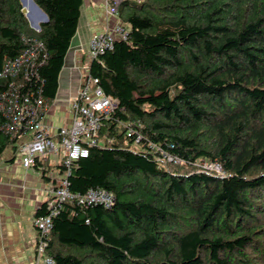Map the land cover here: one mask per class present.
I'll list each match as a JSON object with an SVG mask.
<instances>
[{
  "label": "trees",
  "instance_id": "obj_1",
  "mask_svg": "<svg viewBox=\"0 0 264 264\" xmlns=\"http://www.w3.org/2000/svg\"><path fill=\"white\" fill-rule=\"evenodd\" d=\"M143 1L119 6L128 40L91 64L120 109L103 123V147L90 148L68 177L72 193L104 189L115 205L64 203L46 256L54 264H264V0ZM34 2L48 18L39 33L20 0H0V68L41 42L45 57L25 84L49 107L83 0ZM118 121L144 141L134 145ZM7 125L0 113V157L17 151ZM148 143L183 163L156 161ZM204 161L226 175L202 171ZM45 214L43 204L34 217Z\"/></svg>",
  "mask_w": 264,
  "mask_h": 264
},
{
  "label": "built area",
  "instance_id": "obj_2",
  "mask_svg": "<svg viewBox=\"0 0 264 264\" xmlns=\"http://www.w3.org/2000/svg\"><path fill=\"white\" fill-rule=\"evenodd\" d=\"M143 0H105L104 11L114 23L103 34H92L88 48L81 54L75 71L78 75V87L69 92L68 108L64 118H58L57 124L48 122V116L55 117L46 106L42 91H26V81H30L36 62L45 57L44 47L38 40L29 45L16 58L6 61L0 68V81H9L7 90L0 91V113L8 119L7 131L20 137L29 135L28 140L17 144L16 157L26 169L34 171L36 163L51 158L57 170L38 166L41 178L47 179L46 214L34 217L32 221L36 233V244L31 264H54L46 256L47 240L53 229V219L61 213L64 203L70 202L78 207H102L111 209L115 205V196L104 189H89L84 193H72L69 190L68 177L76 168L80 159L88 157L89 149L100 145V133L103 123L120 109L115 97L106 95L99 79L90 75L91 64L112 51L114 44L128 40L129 27L120 21L118 10L124 2L140 3ZM54 102V101H53ZM53 104V103H52ZM125 129V136L134 145L144 141L140 130L129 123L117 122ZM160 163L182 164L179 158L162 150V147L148 143ZM18 155V156H17ZM198 167L204 172H212L219 177L226 174L217 162L204 161Z\"/></svg>",
  "mask_w": 264,
  "mask_h": 264
},
{
  "label": "crops",
  "instance_id": "obj_3",
  "mask_svg": "<svg viewBox=\"0 0 264 264\" xmlns=\"http://www.w3.org/2000/svg\"><path fill=\"white\" fill-rule=\"evenodd\" d=\"M104 4L105 0H83L76 34L65 58V63L73 65L66 68L65 64L60 74L56 105L49 108L55 115L54 122L47 118L48 122L56 125L58 118H64L59 115L66 113L68 103L61 99L78 87L74 66L87 50L91 35L103 34L114 23ZM57 106L62 107L54 112ZM15 153L11 146L0 157V264H31L36 244L32 221L35 211L46 202L47 186L39 172L19 163Z\"/></svg>",
  "mask_w": 264,
  "mask_h": 264
},
{
  "label": "water",
  "instance_id": "obj_4",
  "mask_svg": "<svg viewBox=\"0 0 264 264\" xmlns=\"http://www.w3.org/2000/svg\"><path fill=\"white\" fill-rule=\"evenodd\" d=\"M20 2L22 11L30 27L35 31H40L41 25L48 22L47 16L35 4L34 0H20Z\"/></svg>",
  "mask_w": 264,
  "mask_h": 264
},
{
  "label": "rangeland",
  "instance_id": "obj_5",
  "mask_svg": "<svg viewBox=\"0 0 264 264\" xmlns=\"http://www.w3.org/2000/svg\"><path fill=\"white\" fill-rule=\"evenodd\" d=\"M144 2V1H143ZM142 2V3H143ZM141 5V4H140ZM66 68H69V67H71L72 65H73V63L71 62V65H70V62L69 61H66ZM63 79H64V77H63ZM68 98H69V93H68V95L67 96H65L64 98H62L61 100H66L67 99V103H68ZM56 105V103L54 102L53 103V105L50 107V109H52L54 106ZM62 106H57V109L54 111V112H56L59 108H61ZM68 110H66V112H67ZM52 114V113H51ZM55 114H57V113H55ZM66 113H64L63 115H59V114H57V115H59V116H64ZM48 120L49 121H53L54 122V118L53 117H51V116H48ZM28 136L29 135H25V136H22V137H20L19 139H18V141H19V143H23V142H25V141H27L28 140ZM135 147V146H134ZM136 149L138 148V147H135ZM140 150H141V148H139ZM18 156V155H17ZM46 161H49V162H51V158H48V160H46ZM51 170H54V171H56L57 169L56 168H51Z\"/></svg>",
  "mask_w": 264,
  "mask_h": 264
},
{
  "label": "clouds",
  "instance_id": "obj_6",
  "mask_svg": "<svg viewBox=\"0 0 264 264\" xmlns=\"http://www.w3.org/2000/svg\"><path fill=\"white\" fill-rule=\"evenodd\" d=\"M37 33H39L40 31H36ZM56 97V96H55ZM50 106H52V103L50 104ZM102 130V129H101ZM104 145V140L101 138V133H100V145L99 147H103ZM98 147V146H97Z\"/></svg>",
  "mask_w": 264,
  "mask_h": 264
},
{
  "label": "bare ground",
  "instance_id": "obj_7",
  "mask_svg": "<svg viewBox=\"0 0 264 264\" xmlns=\"http://www.w3.org/2000/svg\"><path fill=\"white\" fill-rule=\"evenodd\" d=\"M26 9H28V7H26ZM29 10V9H28Z\"/></svg>",
  "mask_w": 264,
  "mask_h": 264
}]
</instances>
